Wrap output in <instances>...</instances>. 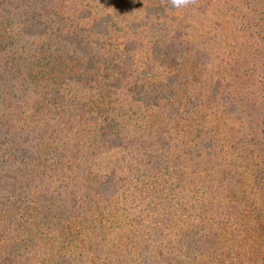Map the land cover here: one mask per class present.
Wrapping results in <instances>:
<instances>
[{
	"label": "trees",
	"instance_id": "obj_1",
	"mask_svg": "<svg viewBox=\"0 0 264 264\" xmlns=\"http://www.w3.org/2000/svg\"><path fill=\"white\" fill-rule=\"evenodd\" d=\"M69 5L70 8L56 14L57 0H0V245L3 247L0 249V264H21V261L49 264L54 261L55 255H49L55 254L56 239L51 241L52 237H43L46 232L38 231V226H46L54 232L62 231L66 236L63 244H66L70 230L64 222L76 224L71 229L74 238L69 242L75 247V259L85 255L86 259L81 260H93L94 264H133L142 254L140 264H200L197 259L204 254L199 248L202 235L206 233L208 242L219 236L213 230L216 218L213 213H208L214 205L209 203L208 197L204 205L205 222L209 225L203 230L195 220V212L193 220L187 224L188 221L177 211L174 216L170 213L176 205L170 207L165 201L160 204L146 195L138 200V196L145 192L142 174L147 169V166L141 167L144 161L138 159V154L130 161L135 168L133 186L120 171L107 173L101 169L100 175L97 172L91 176L90 171L81 165L71 167L75 173L66 178L59 169L66 157L65 149H68V158L81 156L89 159L93 155L91 152L104 146L123 145L124 140L119 135L118 122L111 118L100 125L97 123V128L91 130L94 135L87 134L86 140L76 137L70 140L72 144L64 147L57 137L62 134V128L47 120L59 115L66 103L69 108L77 110L79 101L76 102L77 96H69V84H84L94 90L96 87L91 83L98 76L110 75L102 73L106 69L111 70V75L118 74L115 81L105 90L96 88L100 92L99 99L90 104L80 103L82 106L76 111L77 115L84 118L91 112L90 120L97 121L98 112L104 111V104L109 103L107 93L114 89L125 90L134 100L147 106H159L164 100L171 102L175 96L173 92L181 83L177 73L168 66L179 65L183 55L191 53L199 68L208 55L198 44L186 41L177 26L164 30L160 18H168L169 8H172L170 0H151L143 8V21L145 24L147 21L154 23L147 28L149 36L145 40L149 45L144 42L153 55L142 71L130 77L124 65L128 63L134 44L126 39L122 49L117 45L116 49L108 47L118 41L119 30L125 31L126 26L120 27L118 23H122L126 14L122 17L119 13L104 10L95 15L92 22L82 24L84 19L92 17L91 9L79 7L77 10L72 8V2ZM103 50L110 52L109 55L105 56ZM162 66L165 70L157 75L156 67ZM214 90L217 94L218 84ZM230 97L229 94H220L218 99L214 96L227 110L235 112L236 104ZM178 109L179 106L175 113ZM70 114L74 115L73 112ZM58 124L67 126L61 121ZM217 148L216 140L201 136L189 152L196 155L192 157L197 160L194 167L212 173L219 166L215 160L219 153ZM165 154L167 157V153H162L154 164H163ZM67 162L75 164L76 159ZM81 171L86 174H80ZM152 185L155 187L157 183ZM66 187L70 189L67 194L61 191ZM129 188L132 196H137L135 205L126 201L125 190ZM111 199L116 204L113 210L121 212L120 216L118 212L107 211V202L113 201ZM192 208L196 209V206ZM232 237L234 240V235ZM248 237L252 238V245L234 247L232 259L225 264H262L264 248L256 238L246 231L236 235L234 241L246 245ZM95 242L110 247L105 258L100 254L104 248L95 249ZM139 242L141 244L137 246ZM143 247L148 249L146 255L140 251ZM166 248H172L174 255L170 256ZM77 249H80V255ZM38 251L37 261H33L30 256ZM64 260L61 264L70 261L69 258ZM211 261L202 264H214Z\"/></svg>",
	"mask_w": 264,
	"mask_h": 264
},
{
	"label": "rangeland",
	"instance_id": "obj_2",
	"mask_svg": "<svg viewBox=\"0 0 264 264\" xmlns=\"http://www.w3.org/2000/svg\"><path fill=\"white\" fill-rule=\"evenodd\" d=\"M71 2L73 9H91L92 17L84 19L82 24L92 22V18L104 10L121 16L126 14L122 23H118L121 24L120 27L126 26L125 31L119 30L118 41L108 47L114 46L112 49H116L117 45L122 49L127 43L125 40L129 39L134 44V50L128 63L124 65L128 75L133 77L146 67L153 54L149 51L150 48L145 47V39L149 36L147 28L154 26V23H144L143 8L151 0H57L56 14L62 9L70 8L68 4ZM163 18L160 21L165 26L164 30L177 26L186 41L198 44L208 55L206 62L201 63L199 68L196 67V58L190 53L183 55L179 65L168 66L177 73L181 84L173 92L175 96H172L171 102L164 100L159 106L144 105L134 100L125 90H110L106 96L109 103L104 104V111L98 112L97 121L90 120L91 112L83 118L76 111L80 110V103L90 104L89 102L98 100L99 91L105 90L109 83L114 82L118 74L111 75V70L105 68L102 73L110 75L98 76L91 83L99 91L96 88L88 89L84 84H69V96H77L76 102L79 101L77 110L75 107L69 108L66 103L59 112L60 116L55 115L47 120L51 125L62 128V134H57L58 139L60 138L58 142L65 147L72 144L70 140H75L76 137L86 140L87 134L94 135L91 130L96 129L98 124L114 118L118 122V132L124 144L104 146L91 152L93 155L89 159L81 156L68 158V149H65L66 157L59 169L66 178L75 173L71 168L75 165L88 169L91 176H95L94 173L101 169L107 173L120 171L127 177V183L133 186L135 177L132 172L135 168L130 161L138 154V159L144 161L141 167L147 166L144 174L140 173L145 181V192L138 196V200L146 195L160 204L165 201L170 207L176 205L174 210L170 209L172 216L178 212L188 224L196 215L195 220L203 230L209 225L205 222L206 197L210 200L209 203L214 204L208 213H213L216 218L213 230L219 236L208 242L206 233L202 235L199 248L200 253L204 254L197 261L202 264L210 259L214 264H225V261L232 259L234 247L252 245L250 237L246 239V245L235 242L236 235L240 233L245 234L247 231L264 248V0H191L187 7L169 8L168 18ZM103 52L105 56L110 53L106 50ZM156 68L157 75L160 74L159 71L162 73L165 70L163 66ZM216 84L219 90L217 94L214 90ZM220 94L231 96L230 99L236 104L235 112L227 110L223 103L216 100ZM178 106V112L175 113ZM59 121L67 123V126H60ZM201 136L212 138L218 144L219 153L215 160L219 162V166L210 174L204 169L197 170L194 167L197 160H192L196 155L189 154ZM162 153H167L163 164L155 165L154 160L160 159ZM72 159H76L75 164L67 162ZM148 159L153 162H146ZM80 174L86 173L81 171ZM97 174L100 175L101 172ZM86 181L89 183V180ZM152 183L157 185L154 187ZM61 191L67 194L70 189L66 187ZM125 192L126 201L135 205L137 196H132V189H126ZM107 204V211L118 212L113 210L116 205L114 200H109ZM194 206L197 210L192 208ZM134 208L139 211L138 207ZM119 213L121 212H118L120 216ZM76 222L79 223V220ZM63 224L68 225L70 230L66 244H63L66 236L62 231L54 232L46 226H38V231L46 232L43 237H52L51 241L56 239L55 254L49 255H55V258L49 264H61L62 259L68 258L70 261L67 264H94L93 260H81L86 259L85 255L83 258H74L75 247L69 242L74 238L71 229L76 224ZM58 229L61 230L62 226ZM114 236L116 237L115 234ZM132 244L134 243L130 244L131 247L135 248ZM140 244L141 242L137 243V246ZM95 245V249L104 248L100 254L105 258V252L110 247L100 246L98 242ZM2 248L0 245V249ZM170 249L172 248H166L172 256L175 251ZM208 250L212 252L210 255ZM77 251L80 255V249ZM140 251L146 255L148 249L143 247ZM37 253L30 256H33V261H37L39 251ZM59 256L64 258H58ZM140 256L142 258V254ZM140 256L133 264H140ZM21 264H25L24 261Z\"/></svg>",
	"mask_w": 264,
	"mask_h": 264
},
{
	"label": "clouds",
	"instance_id": "obj_3",
	"mask_svg": "<svg viewBox=\"0 0 264 264\" xmlns=\"http://www.w3.org/2000/svg\"><path fill=\"white\" fill-rule=\"evenodd\" d=\"M191 0H170V6L174 9L187 7Z\"/></svg>",
	"mask_w": 264,
	"mask_h": 264
}]
</instances>
